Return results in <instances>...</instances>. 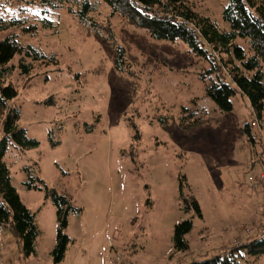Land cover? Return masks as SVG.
<instances>
[{
    "label": "rangeland",
    "instance_id": "obj_1",
    "mask_svg": "<svg viewBox=\"0 0 264 264\" xmlns=\"http://www.w3.org/2000/svg\"><path fill=\"white\" fill-rule=\"evenodd\" d=\"M90 1L97 10L88 18L109 24L115 41L66 6L0 0V17L36 28H10L0 38L16 36L50 57L27 59L28 75L19 70L20 56L9 64L16 66L6 84L18 93L19 125L40 145L28 151L12 145L5 161L39 236L27 258L12 230L0 226V264H53L59 223L46 189L73 206L61 264H202L263 237V130L249 99L237 92L233 110L220 111L207 96L215 77L204 78L205 59L184 44L154 40L101 0ZM188 1L229 30L222 19L227 0ZM117 45L126 51L124 70L115 63ZM181 182L202 217L184 210ZM189 219V249L179 252L174 228ZM233 259L264 264V255L238 252Z\"/></svg>",
    "mask_w": 264,
    "mask_h": 264
},
{
    "label": "trees",
    "instance_id": "obj_2",
    "mask_svg": "<svg viewBox=\"0 0 264 264\" xmlns=\"http://www.w3.org/2000/svg\"><path fill=\"white\" fill-rule=\"evenodd\" d=\"M101 1L111 9L112 15H119L137 28L145 30L154 40L184 44L195 55L205 59L210 68L204 73V78L215 77L207 86V96L222 112L233 110L232 98L237 92L246 96L255 119L261 124L264 145V0H227L222 11V19L229 26V30L225 31L221 30L209 16L195 9L188 0ZM39 5L51 9L66 6L82 23L88 24L96 33L106 35L111 41H115V34L109 24L101 25L88 18L97 10L96 5L90 0H40ZM10 28L22 29L25 33H32L36 29L35 26L28 27L22 21H7L0 17V35ZM115 54L117 68L124 70L127 59L124 47L117 45ZM17 56L21 57L18 67L24 75L33 70V67L26 63L27 59L43 62L50 57L30 45L20 44L16 36L0 40V226H7L12 230L23 255L29 258L35 254L39 228L35 215L23 203L12 185L10 168L5 161L12 145L22 151L36 149L40 145L37 140L29 138L26 129L19 125L21 111L14 104L18 93L12 84H6V78L16 67L9 64ZM244 131L250 141L254 142L251 126L247 125ZM26 186L28 189L41 190L38 185L30 182H27ZM183 186L181 182L180 196L184 210L194 209L196 214L202 217L199 202L196 199L185 198ZM46 191L48 198L57 208L59 223L57 243L52 252L53 264H61L70 243L66 230L73 206L67 197L53 190ZM192 229L191 219L175 226L173 241L177 251L189 249L185 237ZM238 252L251 256L264 255V236L243 244L233 254L230 251L229 256H225L226 253L217 255L202 264H238L233 259Z\"/></svg>",
    "mask_w": 264,
    "mask_h": 264
},
{
    "label": "crops",
    "instance_id": "obj_3",
    "mask_svg": "<svg viewBox=\"0 0 264 264\" xmlns=\"http://www.w3.org/2000/svg\"><path fill=\"white\" fill-rule=\"evenodd\" d=\"M9 256V252H7V257ZM11 264H18L15 260H14V262L13 263H11ZM21 264V263H20Z\"/></svg>",
    "mask_w": 264,
    "mask_h": 264
},
{
    "label": "built area",
    "instance_id": "obj_4",
    "mask_svg": "<svg viewBox=\"0 0 264 264\" xmlns=\"http://www.w3.org/2000/svg\"><path fill=\"white\" fill-rule=\"evenodd\" d=\"M263 176H264V175H262V176L260 177V178H261V181L263 180ZM0 254H1V252H0Z\"/></svg>",
    "mask_w": 264,
    "mask_h": 264
}]
</instances>
